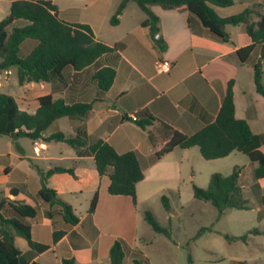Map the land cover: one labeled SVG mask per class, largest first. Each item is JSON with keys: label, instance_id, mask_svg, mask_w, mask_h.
<instances>
[{"label": "crops", "instance_id": "0c3cea01", "mask_svg": "<svg viewBox=\"0 0 264 264\" xmlns=\"http://www.w3.org/2000/svg\"><path fill=\"white\" fill-rule=\"evenodd\" d=\"M50 1L57 6V15L61 20L71 24L89 25L95 38L108 45L123 42L121 48L101 58L103 64L114 65L116 74L103 99L93 102L91 111L83 121L68 118L65 121L67 128L60 130V126H56L59 119H56L42 132L40 139L45 141L44 148L38 155L33 149H25L18 142L19 138L12 139V147L0 152V196L8 195L11 187H22L25 191L20 190L17 197L37 207L36 216L27 218L32 239L49 246L34 257L38 262L61 264L63 258L72 257L75 264H109V249L115 239L121 238L135 249L139 194L145 201L149 198L153 185L156 186V193L162 194L168 190L178 191L181 183L185 181H189L192 188L196 175L192 158L194 160L197 152L200 154L195 146L174 147L170 152L156 158L154 153L160 146L155 149L152 147L146 130L138 127L132 121L131 115L138 118L137 111L146 108L177 130L187 134L194 133L215 119L221 105L224 83L232 77L235 116L246 119L254 132H264L254 130L252 126L257 114L255 107L245 104L239 109L236 96V75L242 63L246 64L249 58L248 68L253 71L260 47L254 46L246 61L241 62L237 59L236 50L249 42L244 25H235L238 28L235 35L239 38L237 42L233 40V33L225 27L230 38L223 42L211 36L199 23L198 31L192 32L187 24L189 12L185 7L163 9L154 4L151 5V10L159 18V35L166 45L161 50L155 45L148 27L141 24L146 19V14L132 0L127 2L116 25H111L109 19L121 0ZM232 1L228 6L211 7L219 16L238 13L248 6H257L264 14V0ZM11 2L12 0H0V19L8 14ZM134 4L142 14L135 9ZM255 19L254 17L253 20ZM25 24L26 20L17 19L12 26ZM35 43L32 39H26L22 42L21 49L26 46L27 54ZM156 59L171 61L170 68L165 72H158L154 65ZM94 70V65L79 72L66 68L60 79L26 82L21 85L24 90L19 96L23 104L16 101L21 109L34 113L38 106L36 98L48 93L66 100H91L97 91L96 84L92 81ZM3 72L9 74L10 69ZM124 114L130 119L123 120ZM82 127H85L89 143L101 138L108 141L119 153L135 150L140 154L143 178L136 184V204L129 195L108 192L109 177H98L93 157L88 154L86 147L76 149L65 143L74 150L73 153L63 154L58 149L56 155L51 154L56 149L50 147L46 137L56 131L75 135ZM32 145L31 143V147ZM233 152L226 157L234 154ZM63 159L70 160V166L75 167L78 178L67 173L52 174L45 184L54 188L58 197L71 204L74 213L79 217L76 224L64 221L58 204H49L37 195L41 187L40 171L44 172L54 166L70 167L51 164L54 160ZM38 160L45 161L43 168L39 166ZM245 166H248V175L244 174L245 170L242 168L238 179L243 195L247 190L249 195L258 199L259 195L264 194V185L253 176L255 164L249 160L244 168ZM95 191L98 192V202L91 218H88L87 209ZM83 194L85 205L78 211V195ZM2 212L5 216L12 215L8 206ZM55 230H62L64 233L54 242ZM43 232L48 233L50 239L43 240ZM14 242L22 252L29 250L28 242L21 236H16ZM125 258L130 262L128 253Z\"/></svg>", "mask_w": 264, "mask_h": 264}, {"label": "trees", "instance_id": "16d2710c", "mask_svg": "<svg viewBox=\"0 0 264 264\" xmlns=\"http://www.w3.org/2000/svg\"><path fill=\"white\" fill-rule=\"evenodd\" d=\"M121 0L111 15L109 22L116 25L119 22L127 2ZM146 14L142 25L148 27L150 36L156 46L164 50L166 45L159 35V18L151 10V5L157 4L163 9L185 7L188 12L187 24L192 32H197V24H201L214 38L226 42L230 35L225 30L226 25H244L248 43L237 48L236 54L241 62H245L254 46L260 47L258 58L253 64V83L255 91L264 98V82L262 80L264 58V14L256 6H248L238 13L219 16L211 5L228 6L232 0H132ZM256 18L253 20V18ZM17 19L27 21L24 26H12ZM157 35H159L157 37ZM26 39L36 43L27 54L21 53V44ZM123 46V42L108 45L97 40L89 25L83 23H68L57 15V6L50 0H12L8 14L0 19V73L11 68L17 69V81L20 85L26 82H50L60 79L66 68L79 72L87 66L94 65L92 81L97 91L88 101L55 98L51 93L36 98L37 108L34 113L21 109L13 95L0 92V135L11 139L26 137L33 141L42 138V132L52 122L60 117L83 121L92 109L94 101L102 100L105 92L113 83L116 69L113 64H103L104 55L115 52ZM234 79L229 77L221 91V105L215 119L194 133H184L164 119L150 113L146 108L137 111L138 118L132 120L138 127L146 130L148 140L155 149L154 156L160 158L174 147H198L200 155L207 160L223 158L233 151L245 154L251 163L255 164L253 176L264 185V132H254L244 118L235 116ZM123 120L130 119L126 114ZM46 140L61 141L73 148L86 147L93 157L98 177L107 175L110 194L129 195L136 204V184L143 178L140 154L135 150L122 153L106 140L101 138L89 143L85 127L78 129L75 135L56 131L46 137ZM242 167L235 165L229 174L211 173L206 187L192 184L193 196L209 201L220 213L227 208L248 209V200L244 197L242 186L238 182ZM67 173L78 178L75 167L54 166L46 171H40L41 187L37 195L49 204H58L65 222L76 224L79 217L74 213L70 203L58 197L56 190L45 184L52 174ZM25 188L11 187L8 195L0 196V264H42L34 257L48 249L47 244L32 239L31 226L27 218L37 214V207L27 201L20 200L19 191ZM164 208L170 205L166 196L161 197ZM98 202V192L95 191L87 209L91 218ZM258 202L264 208V194L258 196ZM8 206L11 216H5L2 209ZM144 219L151 228L160 233L168 234L150 210H145ZM64 233L53 231V241H57ZM260 233L253 228L239 236L232 237L246 241L248 234ZM16 236L24 238L29 250L22 252L15 244ZM129 254L130 264H149L148 258L140 256L142 252L132 249L127 242L117 238L109 249V264H124L126 254ZM61 264H75L72 257L63 258ZM232 264H247L246 260H233Z\"/></svg>", "mask_w": 264, "mask_h": 264}, {"label": "rangeland", "instance_id": "374dc122", "mask_svg": "<svg viewBox=\"0 0 264 264\" xmlns=\"http://www.w3.org/2000/svg\"><path fill=\"white\" fill-rule=\"evenodd\" d=\"M134 5L135 9L140 12L136 4ZM225 27L233 33V40L237 42L239 40L235 36L238 31L237 26L226 25ZM26 52V46H23L21 53L26 54ZM249 64L250 58L246 64L242 63L236 75L237 104L239 109L245 104L253 105L257 114L252 121V126L254 130H264V98L255 91L253 71L248 68ZM262 65L264 82V58ZM23 90V86L17 81L15 67L10 69L9 74L1 73L0 92L13 95L22 105L23 101L19 96ZM58 119L56 126H60V130H65L67 128L65 121L68 117ZM18 142L25 149L32 150V142L29 138L20 137ZM47 142L50 143V147L53 146L56 149L52 152V149L50 150L53 155L57 154L58 149L63 154L74 151L65 143L54 140ZM12 145V139L0 135V152L11 148ZM261 150L264 152V144ZM233 153L226 158L207 160L197 152L194 160L192 158L196 174L194 183L200 187H206L211 173L229 174L235 164L241 166L245 170L244 174L248 175V166L244 168L245 163L249 162L248 157L239 151ZM37 162L41 168L44 167L45 161L38 160ZM51 164L70 166L71 162L69 159H63L62 161L54 160ZM156 190V186L153 185L149 198L143 201L139 194L137 202L138 221L135 249L142 252L140 256L148 258L149 264H232L233 260H246L247 264H264V208L258 202L257 197L249 195L247 190L244 192V197L248 200L250 208H227L221 213L209 201L194 197L189 181L181 183L178 191L168 190L160 194L156 193ZM163 195L168 198L169 210L164 208L161 199ZM85 200L84 194L78 195V202H76L78 211L84 208ZM145 210L152 212L158 223L168 230V234L156 232L151 228L144 219ZM253 228L259 229L260 233L248 234L246 241L232 238L247 233ZM41 238L47 240L50 239V235L43 232ZM124 264H130L129 260H124Z\"/></svg>", "mask_w": 264, "mask_h": 264}, {"label": "built area", "instance_id": "2783aa9c", "mask_svg": "<svg viewBox=\"0 0 264 264\" xmlns=\"http://www.w3.org/2000/svg\"><path fill=\"white\" fill-rule=\"evenodd\" d=\"M154 65H155V68L158 72H165L170 68L171 61H169L167 59H156L154 62ZM131 119L136 120L137 117L135 115H131ZM32 144H33L32 145L33 152L36 155H38L40 153V151L44 148V143L40 139L33 141Z\"/></svg>", "mask_w": 264, "mask_h": 264}, {"label": "water", "instance_id": "95a60500", "mask_svg": "<svg viewBox=\"0 0 264 264\" xmlns=\"http://www.w3.org/2000/svg\"><path fill=\"white\" fill-rule=\"evenodd\" d=\"M157 37H158V35H157Z\"/></svg>", "mask_w": 264, "mask_h": 264}]
</instances>
